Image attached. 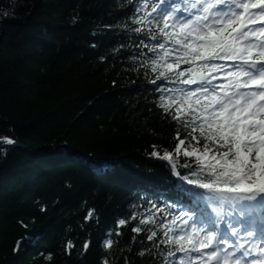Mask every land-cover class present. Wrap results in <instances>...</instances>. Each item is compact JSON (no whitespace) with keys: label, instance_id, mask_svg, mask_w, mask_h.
I'll return each instance as SVG.
<instances>
[{"label":"trees","instance_id":"trees-1","mask_svg":"<svg viewBox=\"0 0 264 264\" xmlns=\"http://www.w3.org/2000/svg\"><path fill=\"white\" fill-rule=\"evenodd\" d=\"M159 2L0 0V264L179 261V208L207 193L182 179L196 178L174 152L189 130L159 106L191 89L152 71Z\"/></svg>","mask_w":264,"mask_h":264},{"label":"snow or ice","instance_id":"snow-or-ice-1","mask_svg":"<svg viewBox=\"0 0 264 264\" xmlns=\"http://www.w3.org/2000/svg\"><path fill=\"white\" fill-rule=\"evenodd\" d=\"M152 12L159 13L161 19L156 22L162 23L159 33L164 40L150 49L161 53L152 61V71L159 65L157 79H167L174 73L184 85H195L188 91L180 89L178 98L160 97L159 106L189 130L191 141H204L202 148H197L191 141L180 139L177 131L175 155L182 152L186 158L195 157L196 166L190 172L195 179L187 175L182 179L204 190L209 202L238 210L239 217L264 212V0H185L183 8L171 4L164 10L157 5ZM181 64L188 67L179 71ZM218 73H223L224 82L217 85L213 81ZM197 131L199 136L195 135ZM2 139L8 145L16 143L11 138ZM151 155L169 161L175 171L173 152L161 155L154 151ZM184 167L191 169L192 164L185 163ZM92 216L93 210H89L85 219ZM212 224L215 226V221ZM230 227V232L218 233L197 227L194 220L190 232L169 240L179 252L199 254L181 258L179 264H264V229L258 232L245 228V235L252 241L245 247L234 239L238 229ZM155 235L153 232L148 239ZM111 245L109 240L107 246ZM67 247L74 246L69 242Z\"/></svg>","mask_w":264,"mask_h":264},{"label":"rangeland","instance_id":"rangeland-1","mask_svg":"<svg viewBox=\"0 0 264 264\" xmlns=\"http://www.w3.org/2000/svg\"><path fill=\"white\" fill-rule=\"evenodd\" d=\"M179 15V14H178ZM184 15H187L186 13H184ZM217 75V79L215 80V81H213V83L214 84H221V83H223L224 81H223V73H218V74H216ZM209 207L212 209V212H213V214H214V216H215V225L216 224H219V228L220 227H222V226H224V225H226V223H225V221L222 219V215H221V212L222 211H224L226 208H225V205H219V204H216L215 202H211L210 203V205H209ZM188 219V218H187ZM186 221H188V223H187V225L184 223V225H183V230H184V232L185 233H187V232H190V230H191V225H192V220H186ZM242 225H243V227H244V224L242 223ZM197 227H204V228H206V229H210V228H208V227H206V226H203V225H201V224H198L197 223ZM219 228H215L214 230H218ZM203 235V234H202ZM212 249H208L207 251H211ZM198 256V255H197Z\"/></svg>","mask_w":264,"mask_h":264},{"label":"bare ground","instance_id":"bare-ground-1","mask_svg":"<svg viewBox=\"0 0 264 264\" xmlns=\"http://www.w3.org/2000/svg\"><path fill=\"white\" fill-rule=\"evenodd\" d=\"M232 211L238 216V218H239V220L238 221H236L234 224H232L231 226H233V227H236V228H238V225H239V221H241V217H239V215H238V210H236V209H232ZM260 214H262V212H259V213H255V214H253L254 216H258V215H260ZM224 217L225 218H227L228 216H227V213H225V215H224ZM229 229L231 230V227H229ZM235 239V241H237V242H239V243H243V244H245V247H250L251 246V243H252V241L245 235V233H243L242 235H237V238H234ZM222 247H227L226 245H224V246H222ZM228 251H235V249L234 248H229V249H227ZM240 255V253H237V256H239Z\"/></svg>","mask_w":264,"mask_h":264}]
</instances>
